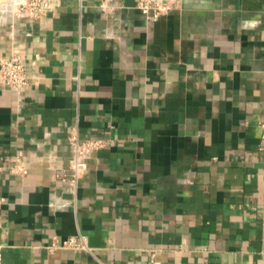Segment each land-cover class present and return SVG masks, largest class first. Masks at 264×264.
Masks as SVG:
<instances>
[{
  "label": "crops",
  "instance_id": "crops-1",
  "mask_svg": "<svg viewBox=\"0 0 264 264\" xmlns=\"http://www.w3.org/2000/svg\"><path fill=\"white\" fill-rule=\"evenodd\" d=\"M7 0H0V5ZM60 0L0 9L1 264H264V0ZM3 5H7L3 4ZM109 144L72 193L66 137ZM82 234L92 250L48 251Z\"/></svg>",
  "mask_w": 264,
  "mask_h": 264
},
{
  "label": "built area",
  "instance_id": "built-area-1",
  "mask_svg": "<svg viewBox=\"0 0 264 264\" xmlns=\"http://www.w3.org/2000/svg\"><path fill=\"white\" fill-rule=\"evenodd\" d=\"M7 5H3L6 4ZM60 0H7L1 6L9 8L12 17L15 19H29L38 21L53 11L58 6ZM135 8L149 22H154L161 16L171 11L170 4L164 0H136ZM30 83V76L27 73V67L22 63L18 55H10L0 61V85L9 88L16 93L23 91ZM262 128V141L264 142V125ZM66 144L70 151V165L67 171L58 174L61 181L65 182L68 189L74 193L78 182L87 170V159L93 153L104 149L109 141L101 138H91L81 141L79 138L78 127L75 124L71 127L66 137ZM5 170L9 174L17 177H24L27 174V168L21 158L16 156L14 163L10 167L0 166V171ZM3 245L0 242V264L2 259ZM48 251L70 250L73 252L92 250L87 245V237L77 234L63 240L55 237L51 239L46 247Z\"/></svg>",
  "mask_w": 264,
  "mask_h": 264
},
{
  "label": "rangeland",
  "instance_id": "rangeland-1",
  "mask_svg": "<svg viewBox=\"0 0 264 264\" xmlns=\"http://www.w3.org/2000/svg\"><path fill=\"white\" fill-rule=\"evenodd\" d=\"M4 7H5V6H4ZM1 8H3V7L0 5V9H1ZM10 13H11V12H9V14H10Z\"/></svg>",
  "mask_w": 264,
  "mask_h": 264
}]
</instances>
